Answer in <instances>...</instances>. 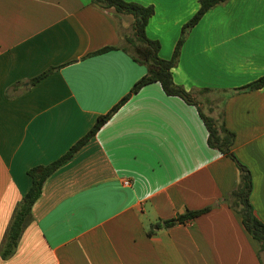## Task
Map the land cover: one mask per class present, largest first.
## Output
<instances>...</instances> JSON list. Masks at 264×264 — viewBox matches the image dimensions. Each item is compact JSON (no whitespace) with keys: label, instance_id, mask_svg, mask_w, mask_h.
<instances>
[{"label":"crops","instance_id":"obj_1","mask_svg":"<svg viewBox=\"0 0 264 264\" xmlns=\"http://www.w3.org/2000/svg\"><path fill=\"white\" fill-rule=\"evenodd\" d=\"M125 1L154 6L147 34L160 41L163 59L200 6ZM134 20L92 0H0V264H264L260 242L231 204L238 163L209 145L199 111L235 133L231 151L252 172L251 202L264 222V86L240 90L264 76V0L209 10L173 68L199 107L159 82L132 94L46 179L15 251L3 256L32 186L28 171L66 154L147 74L123 50Z\"/></svg>","mask_w":264,"mask_h":264},{"label":"trees","instance_id":"obj_2","mask_svg":"<svg viewBox=\"0 0 264 264\" xmlns=\"http://www.w3.org/2000/svg\"><path fill=\"white\" fill-rule=\"evenodd\" d=\"M227 1L228 0H200V6L197 12L182 27L172 58L163 59L160 56V50L162 47L160 41L150 38L147 34L149 21L155 14L154 6H146L125 0H92L95 5L103 9L114 8L117 13L134 16L133 33L126 36L123 50L129 53L135 61L147 66L148 72L135 83L131 92L110 112L100 116L90 131L72 146L66 154L50 164L38 165L28 171L29 175L32 177V186L15 209L2 252L5 258L12 255L15 251L22 235V231L31 218L32 207L42 193L46 179L62 164L67 162L83 145H85L110 119V117L131 97L132 94L139 92L148 84L159 82L166 94L180 96L186 102L199 107L201 102L197 99L196 92L188 91L184 86L175 82L173 68L179 63L182 47L191 29L198 24L209 10L218 5L225 4ZM110 49H113V47L104 48L97 53L105 52ZM51 71L52 70L50 69L40 76L31 79V83L34 84L38 82ZM263 86L264 76L244 86L240 90L259 89ZM211 91L213 90L210 88H203L200 90L201 93ZM199 111L209 131V145L230 155L238 163L240 168V182L231 193V204L232 207L242 215L247 230L260 242L262 250L264 251V222L257 216L251 202V194L253 191L252 172L246 165L241 163L231 151V147L235 141V133L226 128L224 123L218 118L205 114L201 107H199ZM209 210L210 208L208 207L202 210L188 211L183 215L160 222L157 225L170 226L178 222H184L188 219L196 218Z\"/></svg>","mask_w":264,"mask_h":264},{"label":"built area","instance_id":"obj_3","mask_svg":"<svg viewBox=\"0 0 264 264\" xmlns=\"http://www.w3.org/2000/svg\"><path fill=\"white\" fill-rule=\"evenodd\" d=\"M124 184L125 185H131V181L129 179H127V180L124 181Z\"/></svg>","mask_w":264,"mask_h":264}]
</instances>
